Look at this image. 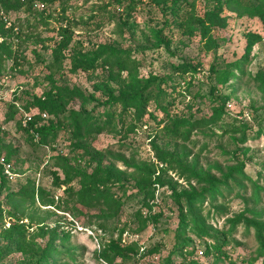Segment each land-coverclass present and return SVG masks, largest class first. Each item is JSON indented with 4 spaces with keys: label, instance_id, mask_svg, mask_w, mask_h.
Returning <instances> with one entry per match:
<instances>
[{
    "label": "rangeland",
    "instance_id": "obj_1",
    "mask_svg": "<svg viewBox=\"0 0 264 264\" xmlns=\"http://www.w3.org/2000/svg\"><path fill=\"white\" fill-rule=\"evenodd\" d=\"M131 1L123 0V4ZM133 2L135 9L126 13L113 0H35L33 14H51L45 25L37 22L38 17L25 12H0L3 23L6 19L10 24L4 23L5 28L14 26L13 31L19 32V20L23 36H32L21 47L16 46L25 63L13 68L11 61H4L0 69V162L8 165L10 174L0 192V210L16 208V215L27 226L25 251L4 256L0 264H32L46 245L57 250L49 262L105 264L98 256L102 245L118 238L123 245L136 244V257L114 264H163L173 251L179 230L172 189L174 194L199 191L193 176L219 178L240 164L252 180L264 178V30L261 23L253 18L238 19L224 11L219 15V25H210L205 14L214 5L202 0L179 2L174 15L161 12L150 5L149 0ZM65 7L66 19L56 21L55 16ZM190 15L205 18L208 29L203 32L194 25L192 34H187L183 22ZM63 28L71 34V43L63 52L61 68L48 67L51 49L61 39L59 32ZM249 33L260 38L251 47L245 39ZM36 38L44 44H33ZM100 47L125 52L135 69L121 72L123 81L112 80L108 70L102 67L86 71L71 69L75 59ZM33 49L38 58L32 53ZM183 68H187L184 74L177 72ZM151 76L156 80L145 93L152 99L159 96L172 121L182 126L181 131H186L196 120L212 118L208 125L194 129L190 142L173 139L164 132L162 115L154 110L152 100L146 112L156 115L155 122L148 119L147 114L139 117L138 112L129 108L123 126L117 120L98 134L92 130L89 134L81 131V137L76 138L71 121L66 120L53 142L47 145H35L19 128L21 112L18 108L31 116L38 114L36 108L25 109L24 105L34 97L44 99L45 93L57 91L54 88H67L79 94L77 100L62 103L67 112L62 116H67L69 110L94 114L91 121L94 128L105 117V102L130 96L133 85L141 86ZM160 82L164 83L161 87L166 96L158 90ZM12 103L16 104L17 112L6 115ZM121 108L120 105L109 106L108 110L118 113ZM44 113L47 117L42 123L53 118ZM131 124L135 126L132 129ZM260 129L259 139L240 143L238 131L255 134ZM77 145L81 146L78 151ZM159 151L174 152L179 157L186 155L183 160L190 179L176 170L166 172V164L157 157ZM6 157L8 162L4 161ZM62 157L69 166L87 174L100 164L101 176L111 175L114 183L109 185V190L122 203L118 218L102 219L103 211L77 203L76 195L70 191L77 190L79 183L72 175L63 174ZM145 166H153L154 177L163 174L164 179L171 182V187L170 184L156 186L152 200H143L140 194V186L148 176L143 171ZM32 187L33 200L15 197V204H10L6 199L9 193L28 192ZM39 190L44 202H52L51 205H41ZM250 193L247 183L244 195L249 197ZM218 203L223 205L219 212L206 201L202 210L194 215L208 233L228 240L226 250L232 264H264V253L258 249L253 228L246 231L238 225L231 235L227 230V220L243 213L250 203L236 196V190L225 199L218 198ZM199 206L197 203L196 208ZM144 220L146 225L139 231ZM261 220L264 222V215ZM8 223L11 220L4 214L5 228ZM179 237L191 243L188 248L193 253L188 259L208 264L210 258L202 253L204 243H210V239L195 236L188 229ZM172 262L180 264L181 258L173 257Z\"/></svg>",
    "mask_w": 264,
    "mask_h": 264
},
{
    "label": "trees",
    "instance_id": "obj_2",
    "mask_svg": "<svg viewBox=\"0 0 264 264\" xmlns=\"http://www.w3.org/2000/svg\"><path fill=\"white\" fill-rule=\"evenodd\" d=\"M34 0H0V12L4 14L13 13L17 14L20 12H25L26 15L38 17L37 22L46 24V20L51 17V14L48 16H43L42 13L33 14L32 2ZM42 1V0H40ZM117 6H122L126 13L131 12L135 9L136 3L129 2L124 5L123 0H113ZM186 2L188 0H149V4L157 8L163 13H169L174 15L177 9L179 2ZM205 2H210L214 7L209 10L205 17L208 20L210 25L217 26L220 21V14L224 11H227L233 14L236 18L240 19L243 17L257 19L264 30V0H202ZM51 3V2H49ZM67 7L62 8L61 12L56 15L54 18L56 21H63L66 19L65 10ZM39 15V16H38ZM205 18L188 16L187 20L183 22V27L187 34H192V28L196 25L201 30L206 31L207 25L205 24ZM18 31L14 32L13 27L5 28L3 21L0 19V36L2 41L0 42V69L2 68L4 61H11L12 67L16 68L21 66L20 63H25V59L19 55V51L16 50V46H22L25 42L30 40L32 36L24 35V32H21V25L19 20H17ZM69 23V21H67ZM61 39L56 42L55 46L51 49V64L48 67H53L60 69L62 66V57L63 52L69 48V45L72 40V36L66 28H63L59 32ZM32 39V38H31ZM37 39V38H36ZM245 39L247 41V46L251 47L257 43L260 38L256 34H246ZM16 41V42H13ZM16 43V44H14ZM35 45H43L44 41L37 39L33 42ZM35 57L38 58V53L35 49L31 50ZM97 67H102L108 70L112 80L123 81L120 77V73L123 71H132L135 69L133 61L130 60L128 55L125 52H120L112 48H97L96 50L90 52L88 55L82 56L79 60L75 59L72 62L71 69L75 71L76 69L83 70H94ZM187 68L178 70L177 72L184 74ZM156 77L151 76L146 79L144 83L140 85H133V93L130 96H119L114 99L105 102V117L96 124V127L92 128V117L94 114H79L78 112L69 110L67 116H62L64 113H67L64 107L62 106L63 102L70 100H77L79 94L69 90L67 88H54L55 92L49 91L45 93V98L34 97L32 101L24 105L25 109L36 108L39 112L38 114L32 116V121L27 124L26 127H21L19 123V128L33 141L35 145H47L56 137V132L62 128V125L66 120H70L73 125V131L76 138L81 137L80 132L85 131L86 134H89L91 130L96 132V134L104 131L110 125L118 120L121 126L125 123L126 111L129 108H133L138 112V116H144L147 114V118L155 122L156 115L151 111L146 112V108L152 100L154 104V110L160 111L162 115L161 123H164L163 129L164 132L173 139H178L182 142H190L191 133L194 129L204 127L211 123L212 118L209 120H196L193 123L189 124V128L186 131H181L182 126H179L177 122L172 121V118L169 114L168 109L164 107V104L157 96L156 99H152L150 95L146 94L148 86L155 82ZM162 84L159 83L158 90L166 96V92L162 89ZM160 94V93H159ZM18 101V100H17ZM169 103V102H168ZM14 103L10 104L7 114H12L17 112ZM120 105L121 110L116 113L115 110H108L109 106L116 107ZM167 105V104H166ZM47 112L50 115H53L51 120H47L46 123L40 118V114ZM61 117V118H59ZM42 124H41V123ZM264 123V119H263ZM133 124L130 125V129L134 128ZM240 135V143L245 144L249 139H259L261 134V129L255 132V134H247L245 131H238ZM264 134V133H263ZM192 145H194L192 143ZM81 146L77 145V151L80 150ZM157 150V148H155ZM157 157L160 161L166 164L167 170H176L180 175L186 176L187 179H190V172L184 164V158L186 155L179 157L174 152H157ZM9 158L4 159L5 162H8ZM75 161L79 162L78 158H74ZM92 160V159H91ZM63 161L62 170L65 175H72V178L77 180L79 183V188L77 190L70 191V194H75V199L77 203L83 207L90 209H98L103 211L101 216L102 219L106 217H115L118 218L121 209L122 203L120 198L114 196L115 194L109 190V185L114 183L111 175L108 174L105 177L101 176L103 169L100 164L96 165L93 171L90 174H87L82 169L71 167L67 163V159H61ZM143 171L147 172V181H144L140 186V194L143 196V200L147 198L153 199V194L155 187H164L171 182L164 179L163 174H158L153 176L155 170L145 166ZM6 176L3 173V169L0 166V192L3 188V184L6 181ZM197 180L199 186V191H194L189 194H174L172 189V196L174 199V204L178 211V225L179 230L177 231L176 243L174 244L173 251L170 256L165 257L163 264H173L172 258L179 257L181 258L180 264H204L195 258L188 259L187 256H191L193 251L188 247L191 245L189 239L181 238L180 235H185V230L188 229L191 233H194L195 236L207 237L210 239V243H204L203 255L209 257L208 264H219L223 262H228L227 264H232L233 262L229 259V254L227 253L228 240L225 238L218 239L214 234L208 233L202 221L199 220L194 212L202 210L203 204L208 201L210 206L214 208L216 212H219V209L223 207L222 204L218 203V198L225 199L226 195H230L232 191L236 190V196L241 197L246 200L249 206L246 207L243 213L234 216L232 219L227 220L228 224V234L231 235L237 228L238 225H242L246 231H249L253 228L256 241L259 245V251L264 253V222L261 220V216L264 215V178L261 181L252 180L244 172L243 164L238 165L235 168L229 169L227 173L223 174L219 178L213 176H207L202 179L199 177H192ZM247 183L251 187V193L249 197H246L244 193L247 190ZM39 201L42 206L51 205L46 204L42 198V190H39ZM243 192V194H241ZM30 198L34 199V188L32 187L31 191H16L9 193L6 196V199L10 204H15L14 198ZM200 206L196 208V204ZM150 208V207H148ZM17 209L14 208L13 211L0 210V241H5L4 244H0V260L11 254L12 252L20 251L24 252L27 243L25 240V234L27 231V226L21 221V218L16 215ZM4 214L11 220V223L4 227ZM249 215V217H247ZM155 222L157 219H153ZM145 220L141 221L139 226V231L144 229ZM184 239V240H182ZM136 244L130 243L123 245L120 242V238L116 240H110L108 243L103 244L101 251L99 252V258L105 264H114L116 261L125 263L132 261L136 257ZM57 250L51 248L49 245L41 248L37 259L32 264H58L57 261L49 262V259L56 255ZM35 256V255H34ZM33 256V257H34Z\"/></svg>",
    "mask_w": 264,
    "mask_h": 264
},
{
    "label": "built area",
    "instance_id": "obj_3",
    "mask_svg": "<svg viewBox=\"0 0 264 264\" xmlns=\"http://www.w3.org/2000/svg\"><path fill=\"white\" fill-rule=\"evenodd\" d=\"M34 2H35V0H34ZM4 20V23L5 24H7V26H10V24L7 22V20L6 19H3ZM2 41V37L0 36V42ZM19 109V111L21 112V118H20V125H21V127H26L27 126V124L29 123V122H31L32 121V116L28 113V112H25L24 110H21L20 108H18ZM46 114L45 113H41L40 114V118H41V120L44 122L45 120L44 119H46ZM4 162H0V166L2 167V169H3V173H4V175L6 176V177H10V174H9V171H8V165H5V164H3Z\"/></svg>",
    "mask_w": 264,
    "mask_h": 264
}]
</instances>
